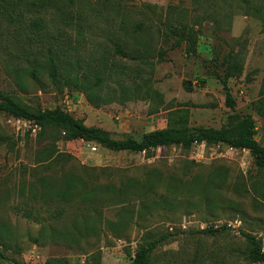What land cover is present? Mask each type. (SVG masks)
<instances>
[{"label":"rangeland","instance_id":"374dc122","mask_svg":"<svg viewBox=\"0 0 264 264\" xmlns=\"http://www.w3.org/2000/svg\"><path fill=\"white\" fill-rule=\"evenodd\" d=\"M205 12L190 0H110L103 13L78 23L82 32L67 30L58 43L71 62L80 59L79 76H93L95 60L102 61L103 75L110 67L119 84L103 81L94 88L90 78L85 90L56 87L45 75L40 82L16 80L0 66V91L29 112L59 109L114 139L140 140L184 111L190 133L226 129L234 124L231 115H250L254 139L264 147V119L251 108L264 76V12L235 8L231 21L219 24L207 21ZM176 18L178 24H168ZM123 23L128 31L142 23L144 35L122 37ZM188 29L197 34L191 56L186 42L174 46ZM118 45L130 58L117 53ZM231 49L244 61L242 74L229 81L233 110L211 75L213 51L221 58ZM143 50L144 60L133 58ZM74 181L76 193L60 198ZM126 184L140 197L119 203V187ZM80 192L90 194L80 198ZM209 229L220 230L202 233ZM241 232L264 250V167L247 150L203 142L150 153L111 151L0 112V244L11 247L0 246V264H127L162 236L149 264H254Z\"/></svg>","mask_w":264,"mask_h":264},{"label":"trees","instance_id":"16d2710c","mask_svg":"<svg viewBox=\"0 0 264 264\" xmlns=\"http://www.w3.org/2000/svg\"><path fill=\"white\" fill-rule=\"evenodd\" d=\"M110 0H95L94 2L85 0H0V66L3 71L16 80L26 76L34 82H40L42 75H45L49 82L58 87L59 85L70 88V84L76 89L86 88L91 79L92 87L99 88L103 81H111L119 84L118 80L110 74L109 67L103 75L102 67L105 62L96 61L92 67L93 76H79L82 70L80 59L73 62L66 48L58 43L59 38L65 37L67 30L80 29L79 22H85L91 14L98 16L105 11V7ZM195 7H205V19L214 24L231 21L232 12L235 8H243L246 12H264V0H190ZM78 3H83L82 9ZM219 10L217 17L213 12ZM179 19L169 20L168 24L176 25ZM90 24H88L89 26ZM131 30L121 25L118 28L122 37L136 40L138 34L145 33L142 23H134ZM164 34V31L162 35ZM186 42V54H195L197 47V34L194 29H188L185 37L176 39L174 46H180ZM140 46H143L140 44ZM117 53L125 58H130V53L125 51L120 45L117 46ZM147 51L143 50L133 58L144 60ZM215 54V55H214ZM213 66L211 75L219 81L224 92L225 106L233 110L236 102L229 87V81L238 78L243 71L244 61L238 51L231 49L221 58L216 50L213 51ZM0 67V68H1ZM72 73H75L72 75ZM249 78V75L247 76ZM24 86V83L22 82ZM191 90V87H186ZM85 90V89H84ZM253 112L264 119V76L259 88V97L252 102ZM0 112L7 113L14 118L24 119L33 125L43 128L46 125L59 128L65 133L67 139H81L84 142L95 143L111 151H128L134 153H150L159 147L170 145H181L190 148L194 144L203 142L221 143L226 146L247 150L254 156L257 164L264 167V147L255 139L256 126L250 115L230 116V122L234 124L229 128H207L190 133L187 127V111H184L177 119L171 121L169 126L162 130H156L145 134L140 140L132 138L114 139L106 131L98 128L86 127L79 120L72 118L59 109L29 112L18 105L9 96L0 91ZM76 182H69L65 193H61L60 198L72 197L76 193ZM130 184L119 187V203H125L129 196L140 197V193L131 192ZM151 189L146 187V192ZM144 191V192H145ZM90 192H80V198H86ZM166 201V200H163ZM167 202V201H166ZM150 204H155L151 200ZM150 204H144V209L150 208ZM25 217H32L23 211ZM3 231L6 225H1ZM220 230V229H219ZM219 230L209 229L202 233L212 235ZM72 231H65L66 237H72ZM246 239L249 250L247 258L251 263H264V250L256 237L241 232ZM164 236L153 239L145 247L138 249L134 257L127 264H149L150 252L164 240ZM3 250H10L11 247L4 241L0 244ZM14 250V249H13ZM44 264H58L49 260Z\"/></svg>","mask_w":264,"mask_h":264}]
</instances>
